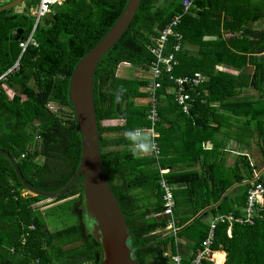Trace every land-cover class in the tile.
<instances>
[{"label":"trees","instance_id":"16d2710c","mask_svg":"<svg viewBox=\"0 0 264 264\" xmlns=\"http://www.w3.org/2000/svg\"><path fill=\"white\" fill-rule=\"evenodd\" d=\"M182 1L141 0L129 27L95 69L93 100L103 172L128 226L138 264H170L168 254H176L181 239L188 240L193 253L208 235L204 219L228 214L233 221L216 226L211 251L223 252L224 264H264V194L253 224L245 222L248 190L261 182L255 174L264 166L257 168L241 154L227 166L225 138L216 137L227 120H234L244 127L238 128L237 139L247 129L250 142L264 153V0H195L196 14L184 15L178 28L183 47L173 70L175 77L195 72L205 77L195 104L188 114L182 113L167 93L173 84L163 81L155 126L158 160L151 152L134 155L126 135L149 127L143 91L149 79L120 75L118 66L125 62L147 73L154 60L148 46L181 12ZM127 3L65 0L55 6L35 28L37 45L23 52L19 70L0 81V151L15 160L28 185L19 180L11 160L0 154V264L101 263V246L82 222L83 178L53 199L55 203L76 197L73 212L79 216L78 223L55 232L49 231L36 206L47 198L30 192H59L75 175L81 134L69 101L70 79ZM33 25L29 8L25 14L0 12V76L18 60V44ZM246 90L256 93L247 95ZM177 163L188 169L165 175L178 228L173 235L165 230L169 219L163 215L159 169ZM198 163L201 168L192 169ZM138 190V196L133 194ZM191 259L192 254L182 264ZM202 264L214 262L205 259Z\"/></svg>","mask_w":264,"mask_h":264},{"label":"water","instance_id":"95a60500","mask_svg":"<svg viewBox=\"0 0 264 264\" xmlns=\"http://www.w3.org/2000/svg\"><path fill=\"white\" fill-rule=\"evenodd\" d=\"M24 0H14L0 7V12L18 6ZM141 0L128 3L114 25L103 38L77 63L70 79V104L81 134L79 167L70 183L56 193L31 189V194L55 199L66 193L78 177L83 178V209L87 223H92V235L101 246L100 264H138L129 245L130 232L121 209L105 178L98 139L93 100L95 69L131 24ZM6 155L14 165L19 180L28 187L15 160Z\"/></svg>","mask_w":264,"mask_h":264},{"label":"built area","instance_id":"2783aa9c","mask_svg":"<svg viewBox=\"0 0 264 264\" xmlns=\"http://www.w3.org/2000/svg\"><path fill=\"white\" fill-rule=\"evenodd\" d=\"M3 1L8 0H0V4ZM64 1L65 0H36L33 6L29 7V15L34 18L32 31L27 38L20 40L18 44L21 50L19 58L11 68L0 76V81L6 80L7 75L19 70V60L23 52L28 46L37 45L33 39L35 28L40 21L52 13L55 6H60ZM197 10L195 0H183L181 2V12L170 19L167 25L159 31V34L152 39L151 44L148 46V50L154 58L147 69V74L149 75L148 84L145 88H143V91L147 95L148 109L146 111V120L149 122V127L142 128L141 131L144 136H147L154 141L155 147L150 152L151 156L157 160L161 157V154L156 141L158 131L155 126L159 122V91L163 88V81L168 80L173 84L171 88H167V93L173 96L174 102L184 114H188L190 112V109L196 102V97L199 96L198 88L205 82V77L199 72H195L191 76H173V70L178 64L177 54L180 53L183 47V36L178 30L179 25L181 24V20L184 15H195ZM125 66H130V64L125 62L121 63L118 66V69ZM261 172H264V170L255 174V178H260L261 182L254 183L252 187L249 188L247 193L245 222L249 225H252L254 222L253 216L254 211L257 208L256 206L261 204L263 200L264 174L261 175ZM159 173L160 187L164 191L163 215L169 219L165 230L168 231V233L175 235L178 228H175L174 220L172 219L174 209L172 188L165 178L167 170L160 168ZM224 221L231 224L233 216L231 214L216 215L211 219L209 222L207 238L203 242L202 248H197L192 253L190 264H202V261L205 259L213 261L214 253L211 251L209 246L213 240L216 226ZM236 221L242 222V219L238 218ZM32 228L33 226L30 227V229ZM229 231L230 230L228 229V233ZM170 260L173 264H182L181 257L178 254L171 255Z\"/></svg>","mask_w":264,"mask_h":264},{"label":"rangeland","instance_id":"374dc122","mask_svg":"<svg viewBox=\"0 0 264 264\" xmlns=\"http://www.w3.org/2000/svg\"><path fill=\"white\" fill-rule=\"evenodd\" d=\"M11 1L12 0L3 1L0 4V6L3 4H6V3H10ZM35 1L36 0H24L18 6L10 9V11H12V13L25 14L26 11L28 10V8L30 6H33ZM43 22H44V19L40 23H43ZM262 25H263V23H260L256 26H258V28H261ZM121 68L127 70V72H125L124 74H122V72H120V75H125L126 77H131V78H136V77L143 78L144 77V78L149 79V75L147 73H144V71L141 69L132 70V69H129L126 67H121ZM246 91L248 92L247 95H251V93H252V95H255V93H256L255 91H252V90H246ZM144 101L145 100H143L142 104L144 103ZM244 134L247 135L246 141L251 138L250 137V131H248L247 129L245 130ZM229 144H232V143L229 142ZM252 146L255 147L254 143H252ZM254 154H256V156H258L256 148H253L251 153H250V155H252V156ZM255 166L257 168H261V166H262L261 161H259V160L255 161ZM31 195H34V194H31ZM75 199H76V197H72V198H68V199H65V200H62L59 202H55V203H53L54 200L46 199V200H43V201L38 202L36 204L37 207H40V210L42 211V214L45 218L47 228L49 229L50 232H55V231L64 229L68 226H71L73 224L78 223L79 216L77 214H75V212H73V208H74L75 203H76L73 200H75ZM82 206H83V204H82ZM82 222L86 226L89 233L92 234V231H93L92 230V223H89V222L87 223V219L85 218L84 213H82ZM214 264H216L215 261H214Z\"/></svg>","mask_w":264,"mask_h":264},{"label":"crops","instance_id":"0c3cea01","mask_svg":"<svg viewBox=\"0 0 264 264\" xmlns=\"http://www.w3.org/2000/svg\"><path fill=\"white\" fill-rule=\"evenodd\" d=\"M6 4H8V3H6ZM6 4H3L0 7L4 6ZM125 67L130 69L131 68V65L130 66H125ZM120 72H122V74H124L125 72H127V70L122 69L120 67L118 69V74H120ZM226 123L227 124L222 127L221 133H218L217 136H216L219 139L225 138V146L223 147V151H224V154H225V157H226L225 164L227 166H232L234 164V161H235L236 157L241 154V155L248 156V158H250V160L252 162L251 164H255V161H257V160L261 161V163H262V166L261 167H263L264 166V153H262L256 145H255V147H253L252 146V143L250 142V139H248L246 141L245 134L242 135V138L241 139H237L238 138V134H239L238 128L239 129L240 128L242 129L244 127H240L239 126L240 123L237 124L234 120H230L229 122L227 120ZM226 132H229L230 134H228ZM225 134L226 135L228 134L227 135L228 137L227 136H224ZM229 142H231L232 144H229ZM253 148H256V151L258 153V156H256V154H254L253 156L250 155V153H251V151H252ZM169 158H172V157H169ZM186 166L184 164L177 163L175 166H173L172 168H170L171 170L170 169H167V173H168V170L169 171H172V170H174V171L186 170V169H188V167H186ZM193 168L199 170L201 168V164L198 163V165L192 167V169ZM141 191L140 190L134 191L133 194H135V195L138 196ZM149 193H151V192H149ZM208 208H206V211L208 210ZM212 218H213L212 215H209V216H207L204 219V221L206 223L207 222L209 223ZM188 243H189L188 240L181 239L180 242L178 243V246H177L176 254H178L181 257V260H182L183 263L187 262L191 258V254H192V249H191L192 246L189 245ZM216 253H223V252H215L214 254H216ZM168 255L171 256L172 254H168ZM224 262H225V254H224V261H223L222 264H224ZM170 264H173L172 261L170 262Z\"/></svg>","mask_w":264,"mask_h":264},{"label":"clouds","instance_id":"9594fccd","mask_svg":"<svg viewBox=\"0 0 264 264\" xmlns=\"http://www.w3.org/2000/svg\"><path fill=\"white\" fill-rule=\"evenodd\" d=\"M118 98L119 97H117V99ZM126 135L132 142V151L134 155L147 154L155 147L154 141L147 136H144L140 129L129 131Z\"/></svg>","mask_w":264,"mask_h":264},{"label":"bare ground","instance_id":"6f19581e","mask_svg":"<svg viewBox=\"0 0 264 264\" xmlns=\"http://www.w3.org/2000/svg\"><path fill=\"white\" fill-rule=\"evenodd\" d=\"M214 261L216 262V264H222L224 261V254L223 253H216L213 256Z\"/></svg>","mask_w":264,"mask_h":264}]
</instances>
